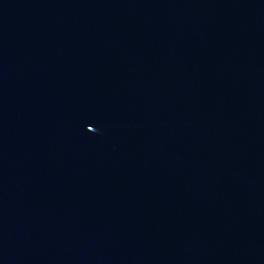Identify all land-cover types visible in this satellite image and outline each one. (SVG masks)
Masks as SVG:
<instances>
[{
	"label": "water",
	"instance_id": "water-1",
	"mask_svg": "<svg viewBox=\"0 0 264 264\" xmlns=\"http://www.w3.org/2000/svg\"><path fill=\"white\" fill-rule=\"evenodd\" d=\"M0 264H264V0H0Z\"/></svg>",
	"mask_w": 264,
	"mask_h": 264
}]
</instances>
